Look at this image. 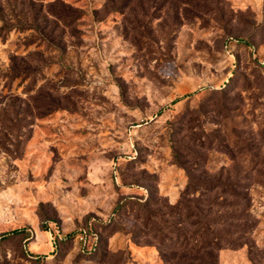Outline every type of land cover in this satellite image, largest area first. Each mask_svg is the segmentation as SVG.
<instances>
[{
    "label": "rangeland",
    "instance_id": "rangeland-1",
    "mask_svg": "<svg viewBox=\"0 0 264 264\" xmlns=\"http://www.w3.org/2000/svg\"><path fill=\"white\" fill-rule=\"evenodd\" d=\"M0 29V264H169L204 171L250 188L220 264H264V0H0Z\"/></svg>",
    "mask_w": 264,
    "mask_h": 264
},
{
    "label": "trees",
    "instance_id": "trees-1",
    "mask_svg": "<svg viewBox=\"0 0 264 264\" xmlns=\"http://www.w3.org/2000/svg\"><path fill=\"white\" fill-rule=\"evenodd\" d=\"M191 96L192 94H187L178 97L171 104ZM208 175L210 172L204 171V178H194L189 173V183L170 214L176 221H164L168 227H172L171 232L177 237L173 258L169 264H220L219 251L224 247L237 249L243 246L253 230L249 186L238 180L206 177ZM128 201L131 202V199L119 202L114 211L122 209ZM186 222L191 226L190 230L183 227ZM44 229L47 230L46 227ZM90 233L95 235L92 230L80 229L63 236V239L76 238L81 234L87 240ZM11 235L23 237L25 251L30 257H47L46 254H35L29 250L28 245L34 237L30 228L14 229L2 238ZM56 240L55 238V247Z\"/></svg>",
    "mask_w": 264,
    "mask_h": 264
}]
</instances>
